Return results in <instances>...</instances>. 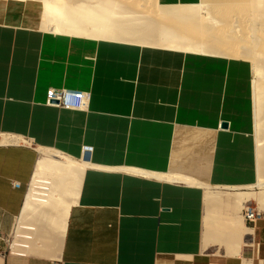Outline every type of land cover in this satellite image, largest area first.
Masks as SVG:
<instances>
[{
    "label": "crops",
    "instance_id": "crops-1",
    "mask_svg": "<svg viewBox=\"0 0 264 264\" xmlns=\"http://www.w3.org/2000/svg\"><path fill=\"white\" fill-rule=\"evenodd\" d=\"M56 23L38 5L0 0V234L37 226L29 255L0 264H264V211L248 227L242 211L255 199L235 196L259 178L252 62ZM51 88L90 93L87 109L48 106ZM83 146L93 152L66 228L58 207L43 219L25 211L38 149L81 160ZM221 188L230 192L208 208Z\"/></svg>",
    "mask_w": 264,
    "mask_h": 264
},
{
    "label": "bare ground",
    "instance_id": "bare-ground-1",
    "mask_svg": "<svg viewBox=\"0 0 264 264\" xmlns=\"http://www.w3.org/2000/svg\"><path fill=\"white\" fill-rule=\"evenodd\" d=\"M19 1L38 5L45 14L57 17L60 32L167 45L190 51H211L250 60L255 77L254 113L259 164L256 186L260 190L238 191L235 196L240 202L253 198L264 206V0H202L195 6H175L176 9L167 10L159 6L157 0ZM169 15L173 16V21L165 19ZM162 19L173 22L174 27L168 28L170 23H163ZM19 139L5 137L2 140L20 142ZM38 151L41 157L33 175V185L40 179L51 181L53 197L47 205H36L28 200L24 210H32L42 218L46 215L45 210L58 207L61 226L66 228L69 211L78 197L87 158L76 160L48 148H39ZM219 197L217 191L210 189L206 196L207 207Z\"/></svg>",
    "mask_w": 264,
    "mask_h": 264
},
{
    "label": "built area",
    "instance_id": "built-area-1",
    "mask_svg": "<svg viewBox=\"0 0 264 264\" xmlns=\"http://www.w3.org/2000/svg\"><path fill=\"white\" fill-rule=\"evenodd\" d=\"M90 93L70 90L66 88H51L47 94L46 104L48 106L59 107L67 110L85 111L90 102ZM16 137V136H9ZM21 138L19 144L27 147H33V143L27 138ZM93 152V147L83 146V158L88 157ZM33 179L27 185L24 203L29 200L36 205H47L53 197L51 193V181L38 180L33 185ZM242 216L245 224L250 227L254 225L261 217L262 211L256 206L246 204L243 207ZM37 234V226L24 224L16 221L12 230L7 235L0 234V256L27 257Z\"/></svg>",
    "mask_w": 264,
    "mask_h": 264
},
{
    "label": "rangeland",
    "instance_id": "rangeland-1",
    "mask_svg": "<svg viewBox=\"0 0 264 264\" xmlns=\"http://www.w3.org/2000/svg\"><path fill=\"white\" fill-rule=\"evenodd\" d=\"M255 136H256V133H255ZM40 157H41V155H40ZM260 190V188H258L257 186L256 187H252V188H250V189H248V190H243V191H246V192H256V191H259ZM215 191H222V192H230V190H228V189H224V188H221V189H217V190H215ZM242 191V190H241ZM253 205H257L258 206V208L263 212L264 211V207L258 202V200H256V201H253ZM243 206V205H242ZM242 206L240 207V208H242ZM243 228H246V226H245V224L243 223Z\"/></svg>",
    "mask_w": 264,
    "mask_h": 264
},
{
    "label": "water",
    "instance_id": "water-1",
    "mask_svg": "<svg viewBox=\"0 0 264 264\" xmlns=\"http://www.w3.org/2000/svg\"><path fill=\"white\" fill-rule=\"evenodd\" d=\"M223 127H227V123H223Z\"/></svg>",
    "mask_w": 264,
    "mask_h": 264
}]
</instances>
